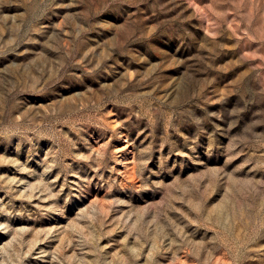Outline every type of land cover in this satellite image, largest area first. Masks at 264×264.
Instances as JSON below:
<instances>
[{
  "label": "rangeland",
  "instance_id": "rangeland-1",
  "mask_svg": "<svg viewBox=\"0 0 264 264\" xmlns=\"http://www.w3.org/2000/svg\"><path fill=\"white\" fill-rule=\"evenodd\" d=\"M0 264H264V0H0Z\"/></svg>",
  "mask_w": 264,
  "mask_h": 264
}]
</instances>
